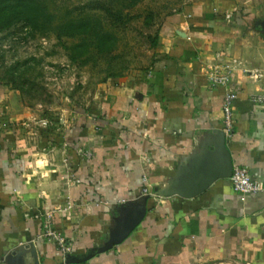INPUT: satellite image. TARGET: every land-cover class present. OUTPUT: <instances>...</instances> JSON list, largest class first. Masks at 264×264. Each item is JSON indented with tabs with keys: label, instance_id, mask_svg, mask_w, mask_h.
I'll use <instances>...</instances> for the list:
<instances>
[{
	"label": "crops",
	"instance_id": "1",
	"mask_svg": "<svg viewBox=\"0 0 264 264\" xmlns=\"http://www.w3.org/2000/svg\"><path fill=\"white\" fill-rule=\"evenodd\" d=\"M164 24L148 70L102 84L97 107L66 115L42 148L23 147L16 125L34 112L0 86V264H30L31 250L59 264L40 237L46 219L83 264H264V193L242 198L227 178L189 198L159 194L226 171L231 91L232 171L264 183V110L250 103L264 89V0H185ZM216 63L231 80L212 88ZM139 209V224L106 249Z\"/></svg>",
	"mask_w": 264,
	"mask_h": 264
},
{
	"label": "rangeland",
	"instance_id": "2",
	"mask_svg": "<svg viewBox=\"0 0 264 264\" xmlns=\"http://www.w3.org/2000/svg\"><path fill=\"white\" fill-rule=\"evenodd\" d=\"M111 1L46 0L49 11L57 17L95 14L115 34L114 51L95 56L85 65L72 63L65 49L76 40H58L53 33L33 37L22 24L0 34V86L16 92L20 102L34 112L33 117L16 125L24 132L19 139L24 148L34 144L42 148L50 129L60 131L65 116L74 115L77 108L86 114L93 111L98 105L96 95L102 97L101 86L108 74L118 73L123 78L148 70L155 57L158 32L165 27L166 18L185 2L142 0L123 11L122 21L117 22L94 8Z\"/></svg>",
	"mask_w": 264,
	"mask_h": 264
},
{
	"label": "trees",
	"instance_id": "3",
	"mask_svg": "<svg viewBox=\"0 0 264 264\" xmlns=\"http://www.w3.org/2000/svg\"><path fill=\"white\" fill-rule=\"evenodd\" d=\"M140 2L142 0H112L109 4L100 3L94 8L121 22L122 12L136 7ZM17 24L27 27L33 37L53 33L58 40H76L65 49L69 52L70 61L80 65L91 62L95 56L111 54L117 43L115 34L95 14L57 17L49 11L46 0H0V34ZM119 76L118 73L108 74L103 82L112 83Z\"/></svg>",
	"mask_w": 264,
	"mask_h": 264
},
{
	"label": "built area",
	"instance_id": "4",
	"mask_svg": "<svg viewBox=\"0 0 264 264\" xmlns=\"http://www.w3.org/2000/svg\"><path fill=\"white\" fill-rule=\"evenodd\" d=\"M229 16L230 14L226 15L227 18H229ZM254 76L255 78H261L258 73ZM206 78L209 86L212 88L228 85L231 80L230 65L216 63L206 72ZM236 97V94L232 91L227 93L224 97L222 105V132L227 138H231L233 133L232 105L236 100ZM250 103L264 110V89L260 94L251 96ZM230 184L232 186V190L242 198L264 193V183L253 180L246 169L239 167L233 169L230 177ZM143 193L149 194L147 189H144ZM149 195L151 196V193ZM155 195H158V193ZM40 237L55 245L57 252L61 257L59 264H83L70 263L69 256L71 254V246L67 239L60 232L53 228L49 219H46L43 222L41 226Z\"/></svg>",
	"mask_w": 264,
	"mask_h": 264
},
{
	"label": "water",
	"instance_id": "5",
	"mask_svg": "<svg viewBox=\"0 0 264 264\" xmlns=\"http://www.w3.org/2000/svg\"><path fill=\"white\" fill-rule=\"evenodd\" d=\"M220 148L222 151L227 155V169L226 171H215L213 174H208L206 176H202L201 181L198 183H194L192 185H189L187 191L186 189L181 188V183L177 180L172 181L168 185V189L163 191L161 196H180L183 198H189L193 197L196 194H199L209 188L212 183H214L217 179H227L231 177L232 174V164L230 157L227 153V150L224 145V136L221 133V138H220ZM144 215V210H135V213L132 215V218L129 222L128 225L123 226L122 228H119L118 230L114 231L111 237V241L109 244L106 246V249H110L114 245H118L123 241L124 238L127 237V235L139 224L140 220L142 219ZM29 260H31L30 264H39L37 261V258L35 257V252L34 250H31L29 253ZM70 263H82V261H70Z\"/></svg>",
	"mask_w": 264,
	"mask_h": 264
}]
</instances>
